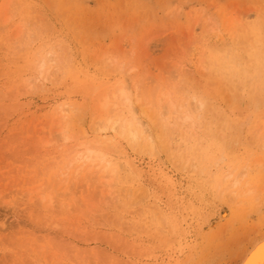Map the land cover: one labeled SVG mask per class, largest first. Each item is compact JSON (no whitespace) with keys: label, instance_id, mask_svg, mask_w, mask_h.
I'll return each mask as SVG.
<instances>
[{"label":"rangeland","instance_id":"1","mask_svg":"<svg viewBox=\"0 0 264 264\" xmlns=\"http://www.w3.org/2000/svg\"><path fill=\"white\" fill-rule=\"evenodd\" d=\"M143 106L155 149L74 165ZM263 236L264 0H0V264H239Z\"/></svg>","mask_w":264,"mask_h":264},{"label":"bare ground","instance_id":"2","mask_svg":"<svg viewBox=\"0 0 264 264\" xmlns=\"http://www.w3.org/2000/svg\"><path fill=\"white\" fill-rule=\"evenodd\" d=\"M41 64H42L41 67H43L44 63H41ZM40 72H41V73H39L40 75L39 74L38 75L41 77L42 71L40 70ZM35 77H36L35 79L40 78L38 76H35ZM127 83H126V85L124 82L117 83L118 89L116 90L117 93L116 92L115 93H116V95L118 94V96H120V98L123 101V105H125L128 108V110H131V107H132L131 105H132L133 101L128 94V92H130V91H129V86H127ZM114 98H115V94H114ZM145 108H144V106L141 107V113L145 114L147 116V118L149 119V122H146V123L144 121L142 122V121L136 120L135 117L131 116V115H130L131 117L129 116L130 118H128V119H126L125 117H124L125 119L121 118L122 120H120L117 117V120L112 122L110 125L108 124L110 121L105 122L106 123L105 125H103L104 121H101V123L103 122V124H101V125L96 122L97 124H95V126L96 125H100V126L96 127L97 128L96 130H95V128L93 129L95 131H94V133L92 132V135H91L92 138L90 136L89 137L91 139L86 138L89 135V133H88L87 136H85L86 141H83L82 143H78L79 148L80 147L83 148V147H85V145H86V147L83 148L85 150H83V149L78 150V153H77L78 155L76 156L77 158L72 160L74 165L77 163L79 164V162H81L80 167H83L84 164H90L89 168L91 169V167L97 166V168H98L99 166H101L103 164L102 169L104 172L103 171H99V172H103L106 174L112 173L113 171L112 170L110 171V169H109L110 161L106 160L105 153L103 152V150L102 151L99 150V148L102 145H106L104 142H107L111 145H114L116 140H121L120 138H127L132 144L133 143L139 144L142 142L145 145H148V147L150 146V148L155 149L154 142H155V140H159V138H157L158 133L156 130H154L153 126L151 125V121L154 122V118H152V114L148 113V112L146 113ZM186 108H189V107H186ZM62 110L64 111L65 108H63ZM102 110L104 111V109H102ZM180 111L181 110H179V112ZM186 111H189V110H186ZM190 112H191V110H190ZM183 113H184L183 111H182V113H179L180 118L183 116L182 115ZM185 113H186V116H185L186 119H189L192 116V115L190 116L188 112H185ZM190 114H192V113H190ZM159 115H160L159 120H161V119L166 120V115L163 112L159 113ZM99 117H101V116H99ZM84 128H83V131H84ZM107 129L108 130L111 129V131L113 132V135L108 136V134H106L108 131ZM83 131H82V133H83ZM84 133H87V131L86 132L84 131ZM93 134H95V135L93 136ZM66 139H69V138L67 137ZM70 166H72L71 163H70ZM242 172H244V171H242ZM106 174H104V176L102 175V178H107L109 176V174L108 175H106ZM243 174H245V173H243ZM243 174H242V176H243ZM235 176H237V175H235ZM239 176H241V175H238L237 177H235V180L233 181L232 186H235L238 183H240ZM236 178H238V179H236ZM241 259L242 260L239 264H264V236L257 239L255 241V243L251 246V248L245 253L243 258H241Z\"/></svg>","mask_w":264,"mask_h":264}]
</instances>
